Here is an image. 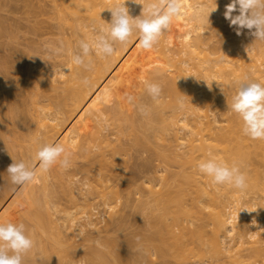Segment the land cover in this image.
<instances>
[{
  "label": "bare ground",
  "instance_id": "6f19581e",
  "mask_svg": "<svg viewBox=\"0 0 264 264\" xmlns=\"http://www.w3.org/2000/svg\"><path fill=\"white\" fill-rule=\"evenodd\" d=\"M58 1L59 0H56L55 2L57 3ZM60 1L62 4L61 6L63 7V11H62V7L59 5L60 4V2H59V4L57 3V5H58V7L60 6L61 11L56 6V8L59 9V12H61V13L69 12L70 14L77 16L79 18V20H82L85 18H86L85 20L91 19V18L94 19L93 17L97 16V14H99L100 11L102 12V10H103V12L107 13L108 9L110 10V9L116 7L117 5H123L124 3H125L124 6L128 9V5H127L126 0H60ZM218 1H220V0H218ZM221 1L220 2H217V1L214 2V0H213L211 2L212 5L201 4V6L197 7L194 10L193 9L191 10V8H189L187 5L183 4V2H179V4L181 5L179 13L173 17L170 26L162 32L161 36L159 37L158 42L151 49H148V50L143 49L139 43V33L133 32V34L129 38V40L126 43H124L123 48L121 46L122 43L121 44L119 43L120 46H118V48H115L113 55L106 57V56L99 54L97 52H93V53H97V55L96 54L93 55V56H95L94 58H93V56L92 57L91 56L86 57V60L90 58V60H87V62L91 61L90 62L91 68L89 67V69L85 68L83 66H80L81 68L77 65L75 66L74 63L72 62V59H71V57H73V55H70L71 57L69 56L70 61L68 62V66L63 68L62 70H60L62 68V67H60V69H58L60 71H57L55 68H54L55 71H52V72L49 71L50 73L47 71L48 75L47 74L45 75V78H47V83H46V80L42 81L41 83L39 82V84L37 82V84H38L37 89L39 91L40 88L42 90V88L44 89L46 87L44 90L47 89V92L50 88H53V90L55 89V91H53L51 89L49 90L50 95H52V94L54 95V93H51L52 91L55 92V94L56 93L58 94V95H55L56 100H54L53 102H56L57 99H60V98L61 99L58 100L59 102L49 103L50 106H51V104L56 105L58 103L59 105H61L63 103H66L65 100H68L69 98L70 99L67 101V103L70 100L72 102V100L74 98L76 101H74L72 103L70 102L71 106L70 105H68V106H70L69 108H73L74 106L79 104V105H77L78 108H73V110L71 109L68 114H70L72 111H74V112L76 111V113H75L76 115L74 114V112H72V117H70L71 115H69L70 118L68 117L69 119L68 118H67L68 120L66 119V121H68L70 123H68V122L66 123V121L65 122L61 121L62 119L64 120V118H65L64 116H63L64 118H60L61 120H59V118H57V116L60 117V115L62 113H64V112H62V111H64V108H63L64 106L61 105L63 110H60V108H61L60 106H59L60 107L59 108L58 106H54V105L50 107V106H47L49 104H47V105L42 104V105H44V107L46 106L47 109L51 108L52 110H54L53 107L54 108L56 107L57 109L55 108V110H60V111H57L60 115H57V113L55 111L57 116L54 114L49 115V113L47 116V112H49V110L47 111V109L44 108L47 112L45 113L44 109H43L44 112H42L41 108L37 104L36 105V111L34 112L35 114L33 113V116H32L33 117L32 126L31 127L28 126V128H33L35 126L36 130H34V129L33 130L35 132L37 131L38 134L40 131H41V133H42V131H44L45 135L40 133L41 134L40 136H46V138H47L46 139L44 137V139L47 140L46 142H43V138H42V140L40 139L44 144L45 143L49 144L50 141H52V143H54V144H57V141L55 139H59L62 137V138H64L63 142H66V141L69 142L70 141V144H72L75 141L76 145H77V143L79 141H76L74 136H71L70 140L68 139L70 137L69 135H71V134L69 133L70 131L68 132V131H66V129L68 130L69 127H71V128L75 127L78 129V128H81V126H83V125H84L83 127L85 128L89 125L90 127L88 126L85 130H83V128L79 129V132L80 131H83V132L89 131L90 132V133H88L89 136L85 135L87 133H83V132L81 133L80 132V134H81L80 136L84 137V135H85L87 137V142L85 139L83 146H80L79 152H81L82 154L84 153L87 156H80L81 154H79V152H78V154H79L78 156H80V158L84 157L82 160L86 159V157H88L87 159L91 160L90 159L91 152L95 153V154L92 153V155H95L94 162H95L96 166L100 167L99 168L100 171H107L109 169L111 171V169L112 170H113V168L115 169L116 162L118 163V156L122 154V153L120 154V150H121L122 145L118 142L119 145L121 146L120 148H117L119 155L116 154L117 155V157H116L114 155L115 154L114 152L110 153L109 154L110 155V159H109L110 162L107 163L106 158H105L107 153L103 150V148H101V145H102L101 134L102 133H101L100 127L104 121V116L107 117V119H106L107 121L111 120V121H113V123H115L114 125H116V127H117L116 129H118L117 132H122L123 129H124V132H127V130H125V129L128 128V132L131 130L130 132L133 131L131 134L134 135V133H136L134 131H136V130L138 132L142 133V131L145 132L149 129H152L154 132V133H152L153 137H154V135H157L156 137H158V139L160 137L159 141L162 140L161 142H164V144L160 143L159 141H158V143L160 145L162 144L164 147L165 146L168 147L167 149L165 147L164 150H162V148H164V147H162V145H161L162 148L160 147V149L162 150L161 153H162V156L164 158V161L166 158H168V155H170L171 158L169 157L166 161H171V159L174 155V158H173L174 161L173 160L171 161L172 164H174V165L180 164L179 165L180 167L178 166L179 170L175 169L174 166H173V168L175 170L172 169L175 171V173L177 175H179V177L182 178V180L180 179L179 181L175 180V184L173 183L174 188L177 187V190H174L173 187L171 188V190H174L176 193L173 191L174 194L171 196L170 195L171 190L170 191L167 190L164 194H162V193L158 194L161 196H158V199L156 200L157 201L156 204L158 207H160L162 209V211L164 212L163 214H165L168 211L173 210V211H171V213H173V214H171V216H169L168 214H165V215L169 216V217H172V215H173L174 218L173 217L168 218L167 224H166V221H164V220H166L167 217H165L166 219H164L163 216H165V215H163L162 218L160 219L158 225L160 227H165L166 230L170 229V230H167V232L168 231L170 232L175 226L178 228L180 233H179V235L175 236V241H176V252L175 253H176V255L173 254V258L176 257L177 260L176 259L175 260L177 263L179 262V264H189V263L190 264H214V262H222L223 264H263V262H264V246H259L257 248H256V246H254L255 248H253V246H252L250 251L248 249H246L247 251H249L248 252L249 255L248 254L243 255V254L237 253V252H236V254L234 253V248H236L237 244H238V246L239 245L244 246L246 244V242H247L245 240L246 238L251 239L252 243L255 245H259L261 243H262V245L264 244V223L258 222L257 218H255V216L258 213H260V217H263V213H264V208H262L263 206L260 207L259 205H261V204L253 203L251 205V207H249V206H246V204L243 205L242 204L243 202L241 203V198H243L242 196L247 195L246 194L247 190L250 191V188H249L250 181L248 183L249 173L245 174V172H248L247 170L251 168V167H249L250 165L253 166V163H252L253 160L251 159L253 154L255 156L256 155L264 156V140H261V139H255L254 140V139H251L248 136L244 135L243 131H242L243 122H242L241 118H239V116H238V118L240 121H239V124H237V127L235 126L236 130H234V134L231 133L233 128L230 129L231 134H228L229 131L227 132V134H224V133L221 134V133L217 132V131H223L224 128L222 126H220V122L218 121L216 115L214 114V111L212 108L213 105H211L213 102H215V103L221 102L223 97H226L227 95L229 97L230 93H228L229 90L227 89L228 85H229V79H228L229 74L231 76V74L233 73L232 74V76H233L235 74H239V72H243V73L239 74L240 76L239 75H236V76L242 77L241 75L243 74L244 79L251 80V78L257 77L256 79L259 78L261 80H264V70L262 69V67L264 66V45L261 44L264 42L263 41L260 42V40H256L255 36L253 35V32L255 29H253V31L247 29V31H246V28H244V30L242 29L244 31V33L237 35V26H235V27L233 26L234 28L229 26L232 28L231 32H233L234 29H236L235 30V32H236L235 36H234L235 33H227V34L230 35L228 37V38H230L229 39L231 42L230 44H232L235 48L232 45H230V46H232L234 49L237 50L238 55L236 54L237 52L235 50L234 51L236 53L232 50L231 51L229 50L230 52H229L228 56H230V58H232L231 56H233V54H230V53L233 52L234 55H236V57L233 56V58L239 57V60L236 61L235 59H229V57H227V53L225 54L226 55L225 58H221V55L218 56L216 54L217 52H215V50H212V48H211L212 46L210 47V42H212V39L215 37V35H212V33H214V32L217 33L219 31L226 33L227 31L224 32L223 29L221 30V28H223V26L222 27L220 26L221 24L218 25V27L216 26L217 24H219V22L221 23L224 21L223 19H225V16L221 12L219 15L218 14L219 11L217 13L214 11H217L216 9H218L216 7L217 4H218L217 6L220 8V11H222V12L225 11L226 5L231 3L232 0H221ZM55 2H54V4H55ZM219 3H223L226 5L224 6L223 4L221 5ZM142 4L145 6V9H147L148 4L145 3L144 0H137V4L132 9V11L131 12L128 11L129 15L133 18H136V17L142 15V12H143V5ZM220 6H222V7L224 6L222 8L223 10L221 9ZM215 7H216V9H215ZM238 8H239V6L237 5V10L232 13L233 16L239 15ZM91 9H92V13L90 11ZM98 10H99V12H98ZM212 10H214V11H212ZM210 11H212L213 14L215 13V18H216V20L218 19V21H217L218 23L215 22L216 20L214 21L215 23H217L215 25V27H217V29H219L221 27L220 30H218V31H216V30L211 31L213 28L216 29L215 27H213L212 29L209 28L210 27L209 23L212 22L211 18L214 16L213 15L211 18L208 16L209 15L208 13ZM93 12H94V14L97 12V14L90 15V16L87 14V13L93 14ZM212 12H210V13H212ZM223 13H225V12H223ZM221 14H222V16H221ZM87 16H89L91 18H89V17L87 18ZM216 16L217 17L219 16L221 18V20L219 18H217ZM64 17H65V15H64ZM208 19L211 20V22H209ZM111 21L112 20L110 19V21H105L103 23L100 22L99 32L93 34L94 36H91V38H93V41L91 40L93 42V44H94L95 40L97 39V37L100 34H102L103 31L108 27L107 23H111ZM227 21L225 19L224 22L226 23ZM76 22L79 23L78 19L76 20ZM228 22H227V24L230 23V22L229 23ZM77 25L80 26L79 24H77ZM80 27H82V25ZM242 30H240V31H242ZM245 31H246V33H245ZM223 33H222V36H224ZM90 34H92V33L90 32L89 35ZM227 34H225V35H227ZM84 36H86V35H84ZM212 36H214V37H212ZM88 40H87V42H88ZM229 49H231V47ZM93 51H94V49H93ZM91 54H92V52H91ZM216 56H218V57H216ZM86 60H85V62H86ZM96 61H98L99 63ZM235 61L239 64L235 63ZM259 61L260 62L262 61L263 63L261 62L260 65L257 66L256 63ZM66 62H67V60H66ZM91 63H95L96 65H100L102 67V69H100L101 68L100 66H96L94 64L96 66V68L98 67V69H95V71L98 72L97 74H95V75H97V77L95 75H93L94 74L93 72H95L94 71L95 67L94 66L92 67L91 65H93V64H91ZM114 65H116V66L118 65V66L117 67L115 66L116 67L115 68V67H113ZM0 66H1V64H0ZM91 69H93V70H91ZM227 69H228V71L230 70L232 73L228 72ZM87 70H88V72H87ZM89 70H91V71H89ZM237 71H238V73H237ZM89 72L91 73V75ZM87 75L90 78H88ZM92 75L95 77H93ZM236 76H234V77H236ZM82 77H84L83 81H84V79H87L89 81L88 82L89 86H88V84L85 85V88L88 86L86 89L84 88V85L81 84V85H83V88L85 90L82 88L81 85H79V86L77 85V83H80V81H81L80 79H82ZM153 77L156 80L158 79L157 84H159L161 86V89H162L161 94L158 98H156V101H153L154 99H152V97L148 94V92L146 90V82H151V80H153ZM242 80H243V78H242ZM77 81H79V82H77ZM107 82L109 84H107ZM44 83L49 84V85L47 86ZM81 83H83V82L81 81ZM91 83H93V84L91 85ZM103 83H105V85H107L106 86L107 92L105 91L106 88L104 86H102ZM152 83H154V82L152 81ZM94 84H95V86H93ZM41 85H45V86L44 87L42 86L39 88V86H41ZM74 85L77 86L76 89L78 88V90H75ZM90 85L95 87V89L94 88L92 89V87H90ZM110 85H111V87H110ZM48 87H49V89H48ZM89 87L91 88L92 91L89 89ZM100 87H102V88H100ZM103 88H105L104 92L108 93V95L113 93L111 95V96H113L111 99L113 100L115 110L112 112L111 116H108L106 114V110H105L109 104L108 99H104L101 105L98 104V103H100L98 100H101V98H102L101 94H100L101 92L98 89L101 90ZM109 88H111L110 90H112L111 91L112 93L108 92ZM72 89H74V90H72ZM41 90L39 92L38 91H36V92L40 93ZM58 90L59 91L62 90V92H63L62 94L64 96ZM208 91H211L212 93L207 94ZM90 92H92V93H90ZM65 93H67V95ZM41 95H43V94H41ZM56 96H57V98H56ZM129 97H131L133 100H135L134 104L137 106V110L136 109L134 110L132 108V105L129 104V101H130ZM62 98H63V100H62ZM136 99H138L139 101H136ZM36 100H38L37 102H39V97ZM43 100H45V99H43ZM61 100L63 101L62 103H60ZM112 100H111V102H112ZM211 100H213L212 103H211ZM76 102H78V103H76ZM67 103H66V106H67ZM74 103H76V104L73 106ZM140 103H143V104H140ZM12 105H13V102H12ZM14 105H13V107L11 106V109L16 106V105L15 106ZM40 105H41V103H40ZM7 106H9V105H7ZM66 106H65V108H66ZM68 106H67V109H68ZM141 109H143V111H141ZM166 109L168 111L164 112ZM77 111H79V112H77ZM97 111L100 114V117L99 116L97 117L96 115H94V114H98ZM89 112H90V115L92 112L93 116L94 117L96 116L95 118H97L98 120L97 121L93 120L92 116L87 117L89 115L88 114ZM13 113H14L13 110H11V111L9 110L8 114L11 115ZM138 113H140L143 116V117H141L142 120L139 119L141 121V124L139 125V127L136 124V120H137L136 118L137 117H135V116H137L136 114H138ZM79 114H80V116L83 115V119L79 116ZM51 115L54 117H51ZM77 116H78V120H77ZM5 118H6V116H5ZM73 118H76V121L74 119L75 122L72 124L71 122L73 121ZM79 118H80V120L82 119V121H80ZM30 119H31V117H30ZM16 120L18 121V119H16ZM19 121L15 122V123H18V124L20 123V125H21L22 123ZM59 121L63 122V126L65 125L64 126L65 129H64V127H62L61 124L56 123ZM237 121L238 120H236V123H237ZM76 122L78 123L77 127L74 125ZM15 123H13V124L15 125ZM29 123H30V121L28 123L26 121V124L29 125ZM81 123H82V125H81ZM192 123L195 125V128L199 127V130L201 132L204 131L205 133H207L209 135V138L206 139L208 141H206L204 138H203V140H200V141L196 140V139L190 140L188 142L189 143L188 148L190 149V151H189L190 156L188 158V156L186 155L185 158L187 157L188 159H185L183 157L184 153L183 154L181 153V155H182L181 159L184 158L183 159L184 161H183V160L179 159L180 156L178 153V151H183V150H181L182 149L181 147L184 146V144H185L182 140V137L180 136V132L189 130L188 132L191 133V135L190 134H188V135L193 136L195 131L192 129L194 131L193 132V131H191V129H189V126H192ZM2 124L3 123H1V125ZM70 124H71V126H70ZM30 125H31V123H30ZM72 125H74V127H72ZM124 125H126V126H125V128L122 129V127ZM60 126L62 129L60 128ZM66 126L67 127L69 126V127L66 128ZM91 126H93L94 128H92ZM18 127L19 126L17 125V128ZM17 128L15 127V130ZM58 128H59V130H58ZM90 128H92L93 130H91ZM0 130L2 131V129H0ZM31 130H29V131H31ZM199 130H198V133L196 132L197 134L201 133V132L199 133ZM32 131L28 135L29 137L24 133V135H25L24 138L27 137V138H25V140L26 139L29 141L31 140V142L33 143L34 139L36 138V135L37 136H39V135L37 133H32ZM77 131L78 130L75 129V131L73 130L72 133L75 135L77 133V135L79 136ZM11 133H14V131ZM11 133H10V135H12ZM15 133L12 136H13L14 141H16L13 143L16 144V143H18L17 141H19V136L18 135H17L18 137L15 136L17 134V133L15 134ZM27 133H28V131H27ZM127 133H125V134H127ZM140 133H136V136H135L136 139H138L137 136L141 137V139H142V137L143 138L146 137V135L144 133H143V135H145V136H142ZM31 134H33V135L31 136ZM118 134L120 136V133H118ZM122 135H124L123 132H122ZM14 136L16 138H14ZM34 136H35V138H34ZM53 136H55V138ZM63 136H65L66 138L68 137L67 140H65V137H63ZM72 137H74V140L72 139ZM156 137H154L155 139L154 138H152V139L156 140L157 139ZM37 139H39V138L37 137ZM53 139L55 140V142H53L54 141ZM81 139H84V138L81 137ZM27 140H26V142L30 146L31 142H28ZM40 140H37V142L36 141L35 142L38 144V141H39V143L41 142ZM144 140H147V139L144 138ZM148 140H150V138H148ZM148 140H147V142H148ZM154 140H152V141L154 142ZM60 141H62V140L60 139ZM71 141H72V143H71ZM152 141H151V143H152ZM35 142L30 146L31 149H34L31 152L32 155L34 153L36 154L39 147L43 145L42 142L40 143L42 145H40V144L37 145ZM58 142H59V140H58ZM75 142L73 144H75ZM85 142H86V144H85ZM134 142L136 143L137 140ZM196 142H200L199 143L200 145L199 146L195 145ZM62 143L59 142L58 144L62 145L65 148L67 146L66 143L64 145ZM139 143L140 142L138 140V145L137 144L136 145L132 144V145L133 146L135 145L134 147L137 146V148L138 147L140 148ZM151 143L148 142V146ZM3 144H4V142L2 143L0 140V223H8V222H12L14 224L23 223L26 227V234H28L34 240L35 246L29 253H27L24 256L23 264H69L70 262H71V264H76V263H73L75 261L72 260V253L77 249L76 241H75L74 237H71L69 235V230H71L72 228H75L76 226L79 227L77 229L78 234H79L78 237H80V236L85 237L84 239L86 242L95 245V247H96V245H98V246L100 245V247H98V246L97 247L99 249H102V247H101L102 246V240H101L102 237L100 236V234L102 231H104L106 229L108 230V227L111 224H113V222H112L113 216L109 215L111 218H109V219L107 218L106 221L104 219L105 222H101V221L95 222L93 219V216L92 215L89 216L88 213L85 212L84 210L81 213L82 216L80 218H73L71 214H68L70 212H68L66 214V212L63 211V209L60 210V207L56 206L55 205L56 202L53 201L54 199L59 198L58 195H56L57 191H55V193H53L54 191H52L50 186L48 188H50V190L52 192L50 190L47 191V186H48L47 182H49V181H47V177H49V175H47L46 172H48V171L43 172V170L39 169V166L37 169H39L40 171L37 170L36 172L40 173V175L38 173H37V175H39V177H41V180L43 181L42 182L39 179L41 181L40 183H45L47 181L45 186H44V184L42 185L43 186L41 188L42 194H43L44 190H45V192L47 191V193L50 191L49 195L51 197H53V198H51L52 200L48 197L49 195L45 196L43 198V200H40L41 196L39 197V194H41V193L38 192V190L40 191V188L38 190L34 189L36 187H35L33 180H32L33 182H31V185H30V182H28L22 186L13 184L11 181L9 173L7 172V169L9 167V165L14 163V161H16L15 159L18 160V158L13 159L14 156H11L12 154L10 153L11 154L10 155L7 152V149L4 148ZM15 144L13 146L11 144V146L14 147ZM19 144H21V143L19 142ZM22 144L24 145L23 142H22ZM96 144H98V145H96ZM152 144L155 145L156 143L154 142ZM235 144L238 146V150H235V148H234ZM17 145H16V147H17ZM23 145H18L17 148H20V150H21L22 149L21 147H23ZM68 145H69V143H68ZM159 146H158V148H159ZM24 147H25V145H24ZM73 147H74V145H73ZM93 147H94V149L97 148L98 151L95 152L94 150H92L91 148H93ZM115 147H116V145H115ZM149 147H151V146H149ZM155 147H151V149H154V150H152L154 152H156L158 150ZM8 149H10V148H8ZM67 149H70V148H68V146L65 148V152L67 151L66 152L67 156L70 153L75 154V155L70 154V158H68L70 164L71 165H72V163L78 164L79 159H78V162H73L74 160L76 161V159L78 158L76 155L77 152L76 153H74V151L70 152ZM155 149H156V151H155ZM123 150H124V145H123ZM166 151L168 154L166 153ZM197 151L203 152L202 156H203L204 160H207L209 158H216L218 161H223V162L227 163L229 166H231L233 164L237 165L238 163L248 166L249 168L245 170L242 168L243 165L242 166L239 165V167H241V169H243L244 172L241 169L240 170L245 174V176L248 175V176H246V187L244 189H238L231 184L225 183L224 185H226L227 187L232 186L234 188V189L232 188L233 192L228 191L230 193L232 192L231 194L233 196L230 194L231 195V197H230L228 194H226V195H228V197L226 196V198L222 199L223 197H221V194H220L221 192H218L219 194L217 193V186H219V185L214 184L212 182L211 177L201 173L198 170L197 165L199 162H201L203 160H201L202 158L199 157L200 158V161H199V159L197 160V158L194 157V155L196 154ZM154 154H158V156H159V153H157V152ZM164 154H165V156H164ZM34 156L35 155H33V158H34ZM71 156H73L72 157V159H74L73 161L71 159ZM74 156L76 159L74 158ZM158 156H156L157 159H158ZM162 156H161V159L163 160ZM35 160H33V161H35ZM89 160H85V163L83 162V164H85L84 166H86L88 164V163H86V161L89 162ZM162 160L160 162H162ZM120 161L122 163L123 158H121ZM181 161H183V162H181ZM80 162H82V161H80ZM80 162H79V164H80ZM91 162H92V160H91ZM171 162L166 163L170 166V168H172L171 167L172 165H170ZM121 163L119 162L120 165H121ZM181 163H183V164H181ZM34 164L38 165V161L36 160V162ZM57 164L59 166H57ZM57 164H55L57 166V168H55L54 165L49 168L51 170V171L49 170L51 172L50 175L52 176L53 179L57 180L56 182L55 181L54 182L56 185L58 184V186L61 190L58 187H56V186L55 187L58 188L57 190H60L59 193L65 194L67 197H65V196L64 197L69 198L70 201H72L74 204L80 199V198L78 199L76 189L74 188V186L76 185V180L73 179L75 181V185L73 186V184H74L73 180L72 181L68 180L67 177H66L67 179L64 178L65 175L63 173L65 172V167L63 168V166H62V168L64 170V171H62L61 166H60L61 164H59L58 162H57ZM77 164L75 166H78V167H76L78 170L82 167L81 169H83V171H84L83 172L81 170V173L83 172L82 174H85V172H86V175H84L85 177L90 176L91 173H90V169H88V167L85 170L86 167L79 166ZM163 166H165V164ZM169 166H166V168ZM246 166H243V167H246ZM58 167H60V168H58ZM58 169H60L59 173H61V172H63V173L59 174ZM167 170H169V169L167 168ZM172 170H170L169 172H171ZM162 171L164 173H166V170L165 171L162 170ZM75 172H78V171H75ZM154 172H155V170H154ZM169 172H167V174H169ZM111 173L113 174V175H111V177L115 176L114 171L113 172L111 171L110 174ZM159 174L161 175L160 172H159ZM172 174L170 173V175H172ZM254 174H255L254 175L255 180L252 177H249V178H252L253 181L252 180L251 181L254 182V184H255V182L256 183L261 182L263 184L262 190H261V194L263 195L264 194V183H263L264 178H263V175L259 172V170L256 171ZM68 175H70V173ZM80 176H77L78 179H80L79 178ZM161 177H163V176H161ZM166 177L161 178V179L156 177V178H154V181L157 179L156 181L159 182L158 179H160L159 184H163L165 182ZM86 178L89 179L88 177H86ZM34 179H35V176H34ZM109 179H110L109 176L104 174V176L101 178V181L100 180L97 181V184L99 186H101L102 188H104L105 187L104 185L109 183ZM203 179L208 181V182L204 181V182H206V183H204ZM176 182H177V184H176ZM166 183L167 182H165V184ZM205 184H207V187L212 186L211 187L212 189L208 188L210 190L209 192H207V190L205 191V189H204L206 187ZM202 185H205V186H202ZM221 185H223V184H220V186ZM255 185H257V184H255ZM28 186H30L34 190L29 189L30 187H28ZM156 186L158 187L160 185L157 184ZM259 186H260V183H259ZM259 186L257 185V187H259ZM161 187H162V185H161ZM185 187L190 188L191 192L189 194H187V189ZM262 191H263V193H262ZM34 192H36V193H34ZM160 192L161 191H159V193ZM36 194H38V195H36ZM165 194H167V196H165ZM168 194H169V196H168ZM194 195H195V197H192ZM206 195H210V198L208 197L209 198L208 200H210V201H207V198H204ZM188 196H190L191 199H187ZM103 197L106 199L107 202H109V199L111 198L106 193L103 194ZM159 197H161V198H159ZM233 197H234V199H233ZM229 198H232L233 201H231V202H233V203H231V202L227 203L226 202V200ZM69 199H68V201H69ZM204 199L206 200L205 203L208 204V202H210V204L208 206H205L207 204L204 203ZM188 202H190V204H188ZM69 203H71V202H69ZM230 204H231V206H232V204L234 206L236 205V207H235L236 211H235V213L233 212V214H227V208H228V206H230ZM263 204H264V201H263ZM188 205L191 206V210H189V209L187 210ZM247 205H248V203H247ZM238 206H240L241 208ZM83 208H85V207H83ZM64 209H67V208H64ZM230 209H232V208L230 207ZM15 210L18 212H16ZM206 210H209V211L207 212ZM203 211H206V213H204ZM14 212H16V213L20 212V215L15 214ZM53 212L57 213V214L58 213L61 214L62 212H64L66 215H65V219H63V220H65V221H63L62 219L61 220L65 223H67V221H68V225H66V224L59 225L58 222H56L57 220L55 221L56 218H54L57 214L55 215ZM251 214H253V215L251 216ZM202 215H204L206 218L202 217ZM59 218H61V217H59ZM170 219L174 220L175 226H173L174 224L173 225L168 224L169 223L168 221ZM193 219H195L194 221L196 223L193 221ZM198 219L201 220L202 222L203 221L204 222L200 223L201 221H199L197 223ZM24 220L31 222L34 225L33 228H35V230L38 231L39 234L43 235V236H40L39 234H37L42 238H40L36 235L37 232H35V230L33 228L32 229L34 231H31L32 229L30 226L27 228ZM114 222H115V220H114ZM263 222H264V220H263ZM78 223H79V225H78ZM199 223H200V225H199ZM171 225L173 226V228L172 227L170 228ZM207 226H208V228H207ZM209 226H210V230H209ZM207 229L209 231H207ZM169 232H168V234L171 233V232L170 233ZM92 234H96V237L93 238ZM161 234L164 235L161 232L159 234V237L161 236V239L164 241L166 239L165 238L166 236H164L162 238ZM43 237H45L46 239L44 240ZM136 238H137V236H136ZM40 239H42V241H46L48 243L46 244V243L42 242ZM155 239H154V241H155ZM236 239L238 240V242H237L236 246L233 248V246L235 245ZM162 240H161V242H162ZM103 241H104V239H103ZM93 245L89 246L90 250H89L88 254H86V256L88 258V262L90 264H135L132 261L133 259H131L130 256L124 252L123 246L128 245V243L126 244V242L124 244L123 243L119 244V243L115 242V240H113V241L109 240V243H108V240H107V242L105 241L104 246H105V248H107V253H105V252L103 253L101 250H98V248L97 247L95 248ZM163 245L162 246L160 245L158 247L159 250L161 247L163 248ZM162 248H161L160 252L162 251ZM36 250H37V252L39 251L38 252L39 254H37V255H36ZM159 250H157V251H159ZM160 252H158V253L161 256V254H163L164 250L162 253H160ZM166 255H167V253H166Z\"/></svg>",
  "mask_w": 264,
  "mask_h": 264
},
{
  "label": "rangeland",
  "instance_id": "374dc122",
  "mask_svg": "<svg viewBox=\"0 0 264 264\" xmlns=\"http://www.w3.org/2000/svg\"><path fill=\"white\" fill-rule=\"evenodd\" d=\"M55 1L56 0H54V1L53 0H0V62H1L0 63L1 64V66H0V126H1L0 129H2V131L0 130L1 131L0 132V140H1L2 143L4 142L3 145H4V148L7 149V152L9 154L11 153L12 154V155L10 154L11 156H14L13 159L18 158V160L15 159L17 162L23 161L30 168H32L34 170L36 169L35 170V173H36L35 174V179L33 178V181H34V184H35V187H36V188H34L35 190H38L40 188V191L38 190V192H40L42 194V189H41L43 187L42 185L44 184V186H45L46 182L49 181V182H47L48 186L46 185L47 186V191L50 190V188L52 189V191H54L53 193H55V191H57L56 195H58V197L60 199L57 197L58 199H54L53 201L56 202L55 203L56 206L60 207V210L63 209V211H65L66 214L68 212H70L68 214H71L73 218H80L82 216L81 213L84 210L85 212L88 213L89 216L90 215L93 216V219H94L95 222H99V221L105 222L107 220V218L108 219L111 218L109 215L113 216V218H112L113 224H111L108 227V230L106 229V230L102 231L101 234H100V236L104 239V241L101 238V240H102V246H101L102 249L98 248V247H100V245L99 246L96 245V247L98 246L97 247L98 250H101L103 253L104 252L107 253V248H105V246H104L105 241L107 242V240H108V243H109V240H111V241L115 240V242H117L119 244H122V243L124 244L125 242H126V244L128 243V245L123 246V249H124V252L127 255H129L131 259H133L132 261L135 264H179V262L178 263L176 262V260H177L176 257L173 258V254L176 255V253H175L176 252L175 236L179 235V233H180L178 228L175 226L174 220L170 219L168 221L169 225L170 224H172V225L174 224L173 226L176 227V228L175 227L173 228L172 225L170 226V228L171 227L173 228L172 229L173 231L172 230H171L172 232L170 231L171 233L168 231L170 234H168V232H167V230H170V229L166 230L165 227H160L158 225V223H159L160 219L162 218V216L165 215V214H168L169 216H171V214H173V213H171V211H173V210L168 211L165 214H163L164 212L162 211V209L160 207L157 206V204H156L157 201L156 200L158 199V196H161V195H158V194H161V193L164 194L167 190L170 191L172 187L174 188L175 180L176 181H179L180 179L182 180V178L179 177V175H177L175 173V171H174L175 169L179 170V167H180L179 165L180 164L179 165L172 164L171 161L173 160L174 155H173L171 161H166L170 157V155H168V158H166L165 161H164V158H163L161 152H162V150L165 149L166 146L164 147L161 144L162 147H164V148L161 147V145L158 143L160 137L158 139V137H156L157 135H154V137L157 138L156 139L157 141L154 140L155 138L153 137V134H152L154 132H153L152 129H149V130H147L145 132L142 131V133L138 132L137 130L134 131V132L140 133L142 136L146 135V137H144V138L147 139V140H148V138H150V140L152 138H154L152 140H154V142L156 144L153 145L152 143H154V142L151 140L152 141V143H151V141L148 140V142L151 143L149 146H151V147H155L156 146L155 148H157L159 151L158 150L156 151V149H155V151L157 153H159L160 157L158 156V154H154L156 152L152 151L154 149H151V147L148 146L147 140H144L143 137L141 139V137L137 136L138 139H136L135 138L136 133H134V135L131 134L133 131L130 132L131 131L130 130L128 132V128H126L125 130H127V132L129 134L127 132H124L123 128H125L126 125H124L122 127V129H123L122 132L124 134V135H122V132H117L118 129H116L117 127H116V125H114L115 123H113V121H111V120L107 121L106 120L107 117L104 116V121H103V123L101 124V127H100V130H101V133H102L101 134V140H102L101 148H103V150L107 153L106 156H105L107 163L110 162V160H109L110 159V155L109 154L114 152L115 153L114 155L117 157V155H119V152H118L117 148L121 147L119 145V143L122 145L121 150L119 149L120 150V154L121 153L122 154L118 156V163L116 162L115 169L114 168H113V170L111 169L112 172L114 171V175L116 176V177L112 176L113 177L112 178L111 175H113V174L112 173L110 174V172H111L110 169L107 170V171H100L99 170L100 167L96 166V164L94 162L95 155H92L93 152H91V154H90V159L92 160V162H91V160L87 159L88 157H86V159H84V160H82L84 157L80 158V156H87L86 154H84V153L82 154L79 151H80V146H83V143H84L85 139H86V142H87V137L85 135H88V133H90V132L87 131V130H86L87 132L80 131L81 133L82 132L83 133H87V134L84 135V137L80 136L81 134L79 132V129L83 128V130H85L89 125L87 124L88 126L85 127V128L83 127L84 126L83 125V126H81V128L77 129V128L74 127V125L76 127L78 126V123H77L78 121H77L74 125H72V127H74V128H71V127L68 126L69 129L68 130L66 129V131H68V132L70 131L69 133L71 134V135L68 134L70 137L69 138L67 137V138L70 140L71 136H74L75 140L79 141L77 143V145H76L75 141H74L75 144H73L74 142L72 143V141H71L72 144H70V141L69 142L68 141L63 142L64 138H62V137L59 138L58 136L57 137L59 139H55V140L57 141V144L59 142H61V143L63 142L62 143L63 145L66 143L68 148L71 149V150L67 149L68 151H70V152L74 151V153L77 152L76 155H77L78 158L76 159L75 156H74L76 161L74 159H72L73 156H71L72 161L74 160L73 162H78V159H79V162L82 161V162H80V164L78 162V164L77 163H72V165L69 162L68 163L69 165L67 167H65V172L64 173L63 172L59 173L60 169H58V173L59 174L63 173L65 175L64 178L67 177L68 180H71V181L73 179L76 180V185H75V181L73 180V183H74L73 186L75 185L74 188L76 189V193H77L78 199L79 198L80 199L76 203L73 204V202L70 201L69 198H65V197H67L65 194L59 193L61 189L59 188L58 184L57 185L55 184V182L57 180L53 179L52 176L50 175V173H51L50 169H48L47 170L48 172H46L47 175H49V177H47V181L45 183H40L42 181L41 177H39L40 173L36 172L37 170L40 171L39 170L40 168L37 169L38 165L34 164L36 162V160L34 159L35 156L33 158V155H35V153L32 155L31 152L34 149H31L30 146L35 141L37 142V140H40V139L42 140V138H43V142H46L47 138H46V136H40L41 134L45 135L44 131H42V133L40 131L39 134H38L37 131L36 132L34 131V130H36L35 126L33 128H28V126L29 127L32 126V121H33V117L32 116H33V113L36 111V105L38 104V106L41 108V111L44 112L43 109L44 108L47 109V107L46 106L44 107V105H47V104L53 102L54 100H56L55 99V95H58V94L57 93L55 94V92H53V91H55V89L53 90V88H50L51 90H53L51 93H54V95L53 94L50 95V91H49L50 90L49 89L50 86L48 87V89H49L48 92H47V89L44 90L46 87L44 89L42 88V90H41L40 87H42V86L44 87L45 85H47V86L49 85V84H45V83H44L45 85L39 86V88H40L39 91L41 90V92L38 93L39 92L38 89H37L38 88V84H39V82L41 83L42 81H45V80H46V83H47V78H45V75L49 71L52 72V71H55V69L57 71H60L63 68L68 66V62L70 61V57H71L70 55H75V54H79L80 53L79 41L84 40V41L87 42V40L89 39L88 42H90V44H93V42H92L93 38H91V36H94L93 34L99 32L100 22L103 23L105 21H110V19L112 20V18H111L112 17V13H111V10H109V9H108L107 13L103 12V10H102V12L101 11L99 12V10H98L99 14H97V12H96L95 14H97V16H94L93 17L94 19L89 17L90 15H95L94 12H93V14L87 13L89 15V16H87V18L89 17L91 19L85 20L86 19L85 18V19L79 20V18L77 16L72 15L69 12H65V13L59 12V9L61 11V8H60V6L62 5L61 1L59 0L57 2L58 4L60 2V4H59L60 6L59 7H58V5H57V3ZM126 1H127V5H128V11L131 12L132 9L136 6L137 0H126ZM144 1L147 4L150 2V0H144ZM212 1L211 0H178V2H183V4H185L189 8H191V10L192 9L193 10L196 9L197 7L201 6V4H204V5L210 4V5H212V3H211ZM215 1L220 2L221 0L220 1L214 0V2ZM54 2H55V4H54ZM223 3H219V4L222 5ZM223 5L225 6L226 4H223ZM56 6L59 9L56 8ZM220 7H221V9L223 8L222 6H220ZM217 8L219 10L216 9L217 11H214V12L217 13L219 11V13H218L219 15H220V12L224 15L223 12H225L226 9H225V11L222 12V11H220V8L218 6H217ZM62 11H63V7H62ZM90 11L92 13V9ZM210 12L208 13L209 14L208 16L210 18L214 15L211 18L212 22H211V20H209L210 18L208 19V21L211 22V23H209L210 24L209 28L212 29L218 23L217 22L218 19L216 20L215 13L213 14V12L212 13H210ZM222 14H221V16H222ZM64 15H65V17H64ZM217 18H219L221 20V18L219 16ZM77 19H78L79 23L76 22ZM223 20L225 21V19H223ZM214 21L217 22V23H215ZM224 21L221 22V23L219 22V24H217L216 26L218 27V25L221 24L220 26L221 27L223 26V28L220 27L221 30L223 29L224 32H226V31L227 32L223 33L222 31H219L217 33L214 32L215 34L212 33V35H215V37L212 36L214 38L212 39V42H210V47L212 46L211 47L212 50H215V52H217L216 54L218 56L221 55V58H225L226 57L225 54L227 53V57H229V59H235L236 61H238L239 57H237L238 59L237 58H233V56L236 57V55H234L233 52L230 53V54H233V56H231L232 58H230V56H228V54H229V52L231 50L232 51L235 50L237 52V50L234 49L235 47L232 44H230L231 43L230 40H229L230 38H228L230 35L227 34V33H235L234 34V36H235L236 35L235 30L236 29H234V31L231 32L232 28H234L235 26L234 27L231 26L232 27L231 28V27H229L230 23L227 20L226 21L229 24H227V22L225 23ZM77 24H79L80 26L82 25V27L78 26ZM217 27H215L216 29L213 28L211 31L220 30V28L217 29ZM243 30L241 31V33H244ZM89 31L92 34L89 35V33H90ZM246 31H247V28H246ZM246 31H245V33H246ZM251 31H253V29ZM221 32L223 33L224 36H222ZM225 34H227V35H225ZM84 35H86V36H84ZM260 42H261V40H260ZM119 43L120 42H114V44H113L114 48H118V46H120V44H121V43L120 44ZM261 44L264 45V43H261ZM230 45H232L234 48L232 46H230ZM121 46L123 48L124 47V43H122ZM230 47H231V49H229ZM91 52H92V54H91ZM91 52H90L91 55H89L88 57H90V56L92 57L94 54L97 55V53H93V52H96L95 49H94V51L92 50ZM236 54L238 55V52ZM218 56H216V57H218ZM94 57L95 56H93V58ZM71 59H72V57H71ZM66 60H67V62H66ZM85 60H86V58H85ZM87 60H90V58L87 59ZM87 60H86V62H87ZM236 61H235V63H237ZM96 62H98V61H96ZM261 62L260 61L257 62L256 63L257 66L260 65ZM91 64H93V65H91L92 67L93 66L95 67L94 71H95V69H98V67L96 68V66H100V65H96L95 63H91ZM237 64H239V63H237ZM115 66L116 65H114L113 67H115ZM60 67H62V68L60 69ZM263 67H262V69L264 70ZM58 69H60V70H58ZM100 69H102V67ZM91 70H93V69H91ZM91 70H89V71H91ZM227 71H228V69H227ZM87 72H88V70H87ZM228 72L232 73L230 70ZM93 73H94L93 75H95L98 72L95 71ZM237 73H238V71H237ZM240 73H243V72H239V74ZM232 74H231V76L229 74V78L227 77L229 79V85H228V88H227L229 90L228 93H230L229 97H228V95L226 96L227 98L223 97L222 101L218 102V103L217 102L215 103V102H213V100H211V103L213 102L215 104V105L213 103L211 104V105H213L212 108H213L214 114L216 115L218 121L220 122V126H222L224 128L223 131H217V132H219L221 134L222 133L227 134L228 131H229L228 134H231V133L234 134V130H236L235 126L237 127V124H239V121H240L239 120L240 117L238 118V114H236L234 111H232L231 105H232V97L236 93V90H237V87H238V83L240 81H242V78L244 80V77H243V74L241 75L242 77H239L240 76L239 74H235L233 76H232ZM90 75H91V73H90ZM236 75H239V76H236ZM95 76L97 77V75H95ZM95 76H93V77H95ZM234 76H236V77H234ZM83 78L84 77H82V79H80L82 82H83ZM88 78H90V77L88 76ZM256 78L255 77L251 78V81H255V82L264 84V80H261L259 78L256 79ZM157 80L154 79V77H153V80H151V82L153 81L154 83L155 82L157 83L158 82ZM79 81H77V82H79ZM81 81H80V83H77V85L79 86V85L83 84L84 88H85V84L81 83ZM37 82H38V84H37ZM92 84L93 83H91V85ZM107 84H109V83L107 82ZM83 85H81L82 88H83ZM91 85H90V87H92V89L93 88L95 89V87H93V86H95V84L93 86H91ZM74 86H75V90H78V88L76 89L77 86L76 85H74ZM88 86H89V83H88ZM102 86H104L106 88L107 85H105V83H103ZM90 87H89V89L91 90ZM110 87H111V85H110ZM100 88H102V87H100ZM105 88H103L101 90L98 89L101 92L100 94H101L102 98H101V100H98L100 103H98L97 101L96 102L101 105L104 99H108L109 100V104H108V106L106 107L105 110H106V114L108 116H111L112 112L115 110L114 109L113 100L111 99L113 97V96H111L113 93L111 92L112 90H110L111 88H109L108 92H110L112 94L108 95V93H106L107 92V88L106 89ZM104 89H105L106 92H104ZM62 90L61 91L58 90V91L62 94L63 93ZM72 90H74V89H72ZM36 91H38V92H36ZM90 93H92V92H90ZM211 93H212L211 91H208L207 94H211ZM41 94H43V95H41ZM65 94L67 95V93H65ZM37 96L39 97V102H37L38 100H36V99H38ZM42 98L45 99V100H43ZM56 98H57V96H56ZM60 99H57L56 102H59L58 100H60ZM62 100H63V98H62ZM62 100L60 101V103L63 102ZM68 100H65L66 103H67ZM111 100H112V102H111ZM74 101H76V100L73 98L72 102H74ZM134 101L135 100L131 99L129 101V104L132 105V108L134 110L135 109L137 110V106L134 104L135 103ZM136 101H139V100L136 99ZM153 101H156V99H154ZM12 102H13V105L15 104L16 106L14 105L15 107L11 109V106L13 107ZM56 102H53V103H56ZM70 102H71V100L67 103V106L70 105ZM40 103H41V105H40ZM66 103H63L64 105L61 104L62 106H64L63 107L64 111H62L64 113H62L61 115L57 111L63 110V108L58 103L56 105L55 104H51V106H53V105L54 106H58V107L60 106L62 109L59 107L60 110H55L56 107L55 108L53 107L54 110H52L51 108H50L51 110L47 109V111L49 110V112H47L44 109L45 113L47 112V116H48V113H49V115L50 114L56 115V113H57V115H60V117H58L56 115L57 118H59V120H61L60 118H64L65 117L64 120L63 119L61 120V121L65 122L66 119L69 117V115H71L70 117H72V112H74V111H72L70 114H68L70 112V110L71 109L73 110V108H78L77 105H79V104H77L76 106H74L76 103H78V102H76V103L73 104V106H74L73 108H69L71 106L70 105V106H68V109H67ZM42 104H44V105H42ZM140 104H143V103H140ZM7 105H9V106H7ZM47 106H50V104L47 105ZM65 106H66V108H65ZM9 110L10 111L13 110L14 113L9 115L8 114ZM55 111H56V113H55ZM166 111H168V110L166 109L164 112H166ZM77 112H79V111H77ZM75 113H76V111L74 112V114ZM97 113H98V111H97ZM88 114L89 115L87 117L92 116L93 120H95V121L98 120L97 118H95L96 116L100 117L99 113L98 114H94V115H96L95 117L93 116L92 112H91V115H90V112ZM52 115H51V117H54ZM136 115H137V116H135V117H137L136 118L137 119L136 120V124L139 127V125L141 124L140 120H142L141 117H143V116L140 113H138ZM5 116H6V118H5ZM29 116L31 117L32 120L30 119ZM79 116H80V114H79ZM80 117L83 119V115L80 116ZM16 119H18V121L20 120L19 122H21L22 124L20 125V123L19 124L15 123V122H18ZM74 119L76 121V118H73V121L71 122L72 124L75 122ZM82 119L80 120V118H79L80 121H82ZM28 120L30 121L31 125H30V123H29V125L26 124V121H27V123L29 122ZM77 120H78V116H77ZM236 120H238L237 123H236ZM61 121L56 122V123H59V124L62 125V127H64L65 125L63 126V122H61ZM12 122L15 123L16 126ZM67 122L68 121H66V123ZM1 123H3V124L1 125ZM68 123H70V122H68ZM17 125L19 126L18 128H17ZM81 125H82V123H81ZM14 126L17 128L16 130H15ZM70 126H71V124H70ZM68 127L66 126V128H68ZM91 127L94 128L93 126H91ZM60 128H61V126H60ZM92 128H90V129L93 130ZM194 128H195V125L192 123V126H189V129H191V131H193V130L195 131V132L193 131L194 132L193 136H190L191 133L188 132L189 130L180 132V136L182 137V140H183V142L185 144H184V146L181 147L182 149L180 148L183 151H178L179 156H180L179 159H181V157H182L181 153L182 154L184 153L183 154L184 158H185L186 155L189 158L190 149L188 148L189 147L188 146L189 145L188 142L190 140H195L196 139V140L200 141V140H203V138L205 140L209 138V135L207 133H205L204 131L201 132L199 130V127H197L198 129L197 128L194 129ZM31 129L32 130L34 129L33 130L34 132ZM64 129H65V127H64ZM75 129L78 130L77 132H78L79 136L77 135V133H76V135L72 133L73 130L75 131ZM230 129H232L231 133H230ZM29 130H31L32 133H37L39 135V136H37L35 134L36 135V138L34 136L35 139L32 137L34 139L33 143L31 142V140L29 141V140L26 139L28 142H31L30 146H29V144H27V142L25 140V138H27V137L24 138V136H25L24 133L27 136L30 134L31 131H29ZM58 130H59V128H58ZM198 130H199V133L201 132L200 134H197ZM13 131H14V133L15 132L17 133V134L15 133L16 134L15 136H17V135L19 136V141H17L18 143H16V144L13 143V142H16V141H14L13 136H12L14 133H11ZM27 131H28V133H27ZM10 133L12 135H10ZM118 133H120V136H119ZM125 133H127V134H125ZM143 133L145 135H143ZM188 134H190V135H188ZM32 135L33 134H31V136ZM15 136H14V138H16ZM37 137L39 139H37ZM44 137L46 139H44ZM53 137L55 138V136H53ZM63 137H65V136H63ZM74 137H72L73 140H74ZM81 137L84 138V139H81ZM67 138L65 137V140H67ZM60 139L62 141H60ZM55 140L53 142H55ZM58 140H59V142H58ZM136 140H137V142L135 143L134 141H136ZM138 140L140 142L139 143L140 148L139 147L137 148V146L134 147L136 144L138 145ZM161 141L162 140H160L159 142L164 144V142H161ZM206 141H208V140H206ZM19 142L21 144H19ZM22 142L24 143L25 147L22 144ZM43 142H42V144L44 145ZM86 142H85V144H86ZM40 143L38 141V144H40ZM68 143H69V145H68ZM199 143L200 142H196L195 145L199 146L200 145ZM11 144H12V146L15 144V146L12 147ZM17 144L18 145H23L24 148L21 147L22 149L20 150V148H17L18 147ZM42 144H40V145H42ZM49 144H54V143H52V141H50ZM132 144H135V145L133 146ZM16 145H17V147H16ZM73 145H74V147H73ZM96 145H98V144H96ZM115 145H116V147H115ZM123 145H124V150H123ZM157 145L159 146V148H158ZM235 146H234L235 150H238V146L236 144H235ZM160 147L162 148V150L160 149ZM8 148H10V149H8ZM167 148L168 147H166V149ZM91 149L94 150L95 152L98 151V149L97 148L94 149V147L91 148ZM167 151H166V153H167ZM78 152H79V154H81L80 156H78L79 155ZM70 154H68V158H70ZM93 154H95V153H93ZM73 155H75V154H73ZM155 155L158 156V159L156 158ZM202 155H203V152L197 151L196 154L194 155V157L197 158V160L199 159V161H200V158H202L201 160H204ZM161 156H162L163 160L161 159ZM164 156H165V154H164ZM252 157H251V159L253 160V162H252L253 166L250 165L249 166V167H251L250 169H248L249 167L246 166V165L239 164V163L237 164L238 166L239 165L240 166L243 165V166L247 167L246 168V167L242 166L243 169H245V170L248 169L247 170L248 172H245V174L249 173V176L248 175H246V176H248V179H249L248 183L250 181V183H249L250 184V186H249L250 191L249 190L246 191L247 192L246 193L247 195H245L246 197L242 196L243 198H241V203L243 202L242 203L243 205L246 204V206H249V207H251V205L253 203H259V204H261L259 206L260 207L263 206L262 208H264V204H263L264 194L263 195L261 194V190H262L263 184L261 182L257 181L258 183L255 182V184H257L259 186V183H260V186H261V187L260 186L257 187V185H255L254 182H252L253 181L252 178L255 180V176H254L255 174L254 173L256 171H258V170L263 175V178H264V156H262V155H256L255 156L253 154ZM121 158H123L122 163L120 161ZM188 158L186 157L185 159H188ZM183 159H181V160H183ZM33 160H35V161H33ZM85 160H89V162L86 161V163L89 164V165L87 164L88 166L87 165L84 166L85 164H83V162L85 163ZM161 160H162V162H160ZM183 161H181V162H183ZM119 162L121 163V165L119 164ZM167 162H171L170 165H172L171 166L172 168H170V166L168 164H166ZM76 164L79 165V166L86 167L85 170L87 169V167H88V169H90V173H91L90 176H86L89 179H87L84 176V175H86V172H85V174H82L84 172L83 169H81L82 167L79 170L76 168V167H78V166H75ZM164 164H165V166H163ZM181 164H183V163H181ZM54 166H55V168H57V166H59V165L57 164V166L56 165H54ZM166 166H169V167H167L169 170H167ZM173 166H174L175 169L173 168ZM58 168H60V167H58ZM63 168H64V166H63ZM63 168L61 166V170L62 171H64ZM239 168L241 169V167H239ZM172 169H174V170H172ZM243 169H241V170L243 171ZM81 170L83 171L82 173H81ZM154 170H155L156 173L154 172ZM162 170H164V171L166 170V173H164ZM170 170H172V171L169 172ZM75 171H78V172H75ZM43 172H45V171H43ZM159 172L161 173V175L159 174ZM167 172H169V174H167ZM37 173L39 175H37ZM69 173H70V175H68ZM170 173L171 174L173 173V174L170 175ZM104 174L108 175L110 179H109V183L105 184L104 185L105 187L102 188L101 186H99L97 184V181H99V180L101 181V178L104 176ZM77 176H80L79 177L80 179H78ZM161 176H163V177H161ZM164 176L165 177L167 176L166 179H165V182H167V183L165 184V182H164L163 183L164 185L163 184H159L160 179L161 178H165ZM156 177L157 178L161 177L160 179H158L159 182L156 181L157 179L154 181V178H156ZM249 177H252V178H249ZM33 181H31V182H33ZM204 181H206V180L203 179V182ZM31 182H30V185H31ZM206 182H208V181H206ZM206 182H204V183H206ZM157 184L160 185V186L157 187L156 186ZM176 184H177V182H176ZM207 184H205L206 187H207ZM161 185H162V187H161ZM205 185H202V186H205ZM218 185L219 186H217V193L221 192L220 194H221V197H223L222 199L226 198V196L228 197V195L231 197V195H232L231 193L233 192V190H232L233 187L232 186L231 187H227L226 185L223 184L224 186L221 185L222 186L221 187L220 184H218ZM49 186H50V188H48ZM55 186L58 187L60 190H57L58 188H56ZM28 187H30V186H28ZM206 187L205 188L203 187V188L205 189V191L207 190V192L210 191L209 189H212L211 188L212 186L211 187L208 186L207 188ZM185 188L187 189V194H189L191 192L190 188H188V187H185ZM29 189H32V188L30 187ZM34 189H32V190H34ZM174 190H177V187L174 188ZM174 190H171L172 192L170 191L171 194L170 193L169 194L171 196L174 194V192H175ZM47 191L45 192V190H44L42 195L39 194V197L41 196V199L39 197L38 198L40 200H43V198L45 196H48L50 194L51 190L48 193H47ZM159 191H161V192L159 193ZM228 191H232V192L230 193ZM34 193H36V192H34ZM104 193H106L108 196L111 197V198L109 197L110 198L109 202H107L106 199L103 197ZM262 193H263V191H262ZM169 194H168V196H169ZM226 194H228V195H226ZM36 195H38V194H36ZM165 196H167V194H165ZM206 196L204 198H207V201H210V200H208L210 198V195H206ZM48 197L50 199L53 198L50 195ZM192 197H195V195L192 196ZM159 198H161V197H159ZM68 199H69V201H68ZM187 199H191L190 196H188ZM233 199H234V197H233ZM205 201L206 200L204 199V203H205ZM231 201H233L232 198H229V199L226 200L227 203H229ZM69 202H71V203H69ZM231 203H233V202H231ZM247 203H248V205H247ZM188 204H190V202H188ZM205 204H207V203H205ZM209 204H210V202H208V204L205 205V206H208ZM83 207H85V208H83ZM230 207L232 209H230ZM235 207H236V205L234 206L232 204V206H231V204H230V206H228V208H227V214H233V212L235 213V211H236ZM238 207H240V206H238ZM64 208H67V209H64ZM188 209L191 210V206L190 205H188L187 210ZM206 211L208 212L209 210H206ZM206 211H203V212L206 213ZM16 212H18V211H16ZM16 212H14V213L20 215V212L19 213H16ZM54 214L56 215L57 213H54ZM58 214L54 217V218H56L55 221L57 220L56 222H58L59 225H62V224L68 225V221H67V223L63 222V221H65L63 219H65V215L66 214L64 212H62L61 214L60 213H58ZM252 215L253 214H251V216ZM169 216H166V215L163 216L164 219H166L165 217H167L166 220L163 219L164 221H166V224H167L168 218H172L173 217V215H172V217H169ZM59 217H61V218H59ZM202 217L206 218L204 215H202ZM255 218H257L258 222L264 223L263 222L264 213H263V217H260V213H258L255 216ZM104 219H105V221H104ZM113 219L115 220V222L117 221L116 222L117 224L114 222ZM194 220L195 219H193V221ZM199 221H201V220L198 219L197 223ZM24 222H25L27 228L29 226L31 227V229L33 228L34 225L31 222H29L27 220H24ZM203 222L201 221L200 223H203ZM200 223H199V225H200ZM78 225H79V223H78ZM78 228L79 227L76 226L75 228H72L71 230H69V235L71 237L75 238L76 246H77V249L72 253V260L75 261L73 263H76V264H90L88 262V258L86 256V254H88V252L90 250L89 246L90 245L92 246L93 244H90V243L86 242L85 239H84L85 237H81V236L78 237V235H79L78 231H77ZM207 228H208V226H207ZM33 229L35 230V228H33ZM33 229L31 231H34ZM209 230H210V226H209ZM209 230L207 229V231H209ZM35 232H37L36 235L39 234L38 231L35 230ZM161 232L164 234V235L161 234L162 238L164 236H166L165 237L166 239L164 241L161 239V236L159 237V234ZM39 235L43 236L42 234H39ZM39 235H37V236L40 237ZM136 236H137V238H136ZM92 237L95 238L96 234H92ZM40 238H42V237H40ZM43 239L45 240L46 238L43 237ZM154 239H155V241H154ZM160 239L162 240L163 243L161 242ZM40 240L42 241V239H40ZM245 240L248 243L246 242V244L244 246L239 245L240 246L239 247L238 244H237L238 240L236 239L235 245L233 246V248H234L236 246V244H237L236 248H234V253L235 254L237 252V253H241L243 255H246V254L249 255L248 252L250 251L252 246H253V248H255L254 246H256V248L259 247V246H264V244L262 245V243L259 244V245L253 244L252 240L248 239V238H246ZM42 242H44L46 244L48 243L46 241H42ZM160 245L161 246L163 245V248L161 247L162 248L161 252H160L161 248H160V250L158 248ZM93 246L95 247V245H93ZM246 249H248L249 251H247ZM157 250H159V251H157ZM163 250H164L165 253L163 252ZM38 252L36 250V255L39 254ZM158 252H160V253L163 252V254H161V256H160V254ZM166 253H167V255H166ZM69 264H71V262ZM214 264H223V263L222 262H214ZM263 264H264V262H263Z\"/></svg>",
  "mask_w": 264,
  "mask_h": 264
},
{
  "label": "clouds",
  "instance_id": "9594fccd",
  "mask_svg": "<svg viewBox=\"0 0 264 264\" xmlns=\"http://www.w3.org/2000/svg\"><path fill=\"white\" fill-rule=\"evenodd\" d=\"M124 5L125 3L110 9L112 21L107 23L108 27L97 37L94 44L79 41L80 53L72 57L75 65L89 68L90 61L86 63L85 58L93 49L106 57L113 55L114 42L126 43L133 32L139 33V43L143 49H151L158 42L162 32L170 26L181 7L178 0H150L147 9L142 4V15L133 18ZM237 5L239 15L233 16ZM224 16L230 26H237V35L241 34V29H255L253 35L256 40L264 41V0H232L226 5ZM83 83L87 85L88 80L85 79ZM146 90L153 99L158 98L162 91L159 84L152 82H146ZM231 109L241 118L244 135L254 140H264V84L248 79L240 81L232 97ZM35 159L43 171H47L57 162L64 167L69 163L65 148L60 144L42 145L37 150ZM197 167L201 173L211 177L214 184L227 183L238 189L246 187V176L235 164L229 166L216 158H209L199 162ZM7 172L12 183L21 186L31 182L36 174L35 170L23 161H14L9 165ZM34 246L35 242L26 234L23 223H0V264H23L24 256Z\"/></svg>",
  "mask_w": 264,
  "mask_h": 264
}]
</instances>
